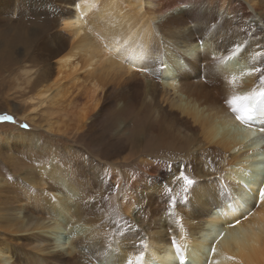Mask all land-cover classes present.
I'll return each mask as SVG.
<instances>
[{
	"label": "bare ground",
	"instance_id": "1",
	"mask_svg": "<svg viewBox=\"0 0 264 264\" xmlns=\"http://www.w3.org/2000/svg\"><path fill=\"white\" fill-rule=\"evenodd\" d=\"M58 2L48 39L39 41L35 29L27 45L39 64L47 56L55 66L35 83L41 70H22L24 82L58 113L52 134L74 133L77 142L96 130L107 139L105 158L127 184L118 218L129 221L135 209L134 222L146 225L98 223L95 212L106 222L116 214L92 191L107 188L103 163L89 157L86 175L72 162L43 157L33 162L36 175L8 187L0 177V264H137L141 252L139 264H264V166L257 169L264 165V106L245 124L230 104L261 86L251 70L264 69V0ZM32 10L0 0V21L9 11ZM64 75L72 76L69 87ZM127 149L135 164L130 181L119 167ZM178 163L196 182L187 195L172 187V205L164 206L157 183H179Z\"/></svg>",
	"mask_w": 264,
	"mask_h": 264
},
{
	"label": "rangeland",
	"instance_id": "2",
	"mask_svg": "<svg viewBox=\"0 0 264 264\" xmlns=\"http://www.w3.org/2000/svg\"><path fill=\"white\" fill-rule=\"evenodd\" d=\"M58 1L59 0H33L31 4H28L29 1L27 0H12L13 5H17L21 8L30 6L34 8V10H32L31 13L24 11L25 13L23 14L17 13L16 11L15 13L9 11V15L7 16L8 19L0 21V115L8 114L14 117V122H0V177L6 180V185L8 187L12 180L26 178V174L28 173L36 175L37 167H35L33 162L43 157H49L59 162H72L75 166H81L82 172L88 175L92 173V170L90 167L88 168V165L84 162H88V158L91 157L98 160L101 164L103 163L102 166L100 165L99 167L103 173V177L105 176L104 186H107L106 189L101 187L93 188L92 191L94 196H97L98 199L102 201L103 206H105V204L108 206L109 212L107 214L116 212V214L110 216L107 222L103 220L99 213L95 212L99 220L98 223L100 224V222L103 221L106 226L119 225L123 226V228L133 227L134 231H142L146 222H134L135 209L132 210L130 215H126V217L130 218L129 221L124 222L123 217L118 218L117 208L119 204L122 203V199L119 200L118 197L123 195L119 190L120 187L123 188L127 184H124V182H122V184L119 183L118 178L114 176L115 173L113 172V175L111 171L108 164L109 161L105 158L108 155V152L105 151L107 139L100 140L98 135L100 133H97L96 130L85 133L77 139V142H74V133L52 134L49 128H53V123L59 119L58 113H51L53 109H51L48 100L35 97L37 88H31V84L26 85L24 77L21 74L22 70L40 69L41 73L37 76L38 78L35 76V78H33V83H35L37 79L44 77L48 71L50 72L54 68V60L47 56V63L39 64V61L35 60L33 54H31V49L27 45L31 42L30 39H32L29 37L30 33L35 29L34 32L37 31L39 37L37 34L35 36L38 37L39 41L48 39L49 30H47L46 27L48 21L57 16L53 14V10L61 4V2ZM0 18L3 17L0 16ZM40 37H42V39ZM78 68H80V64ZM75 74L80 80H83L85 77V74L81 71ZM70 78H72V76H70ZM70 78L68 79V76L64 75L62 83L66 84L67 82V86L69 87L70 84H68V80H70ZM22 125H27L28 127L25 128L22 127ZM32 136L35 138V140L32 139L34 142L32 144H36L32 145L33 149L29 150L26 146H29L28 141L30 140L28 139ZM122 141H124V139L115 142L121 144ZM128 144L129 141L125 140V146ZM121 145H123V143ZM180 150H183V147H181ZM165 153L169 154L170 152H164V154ZM129 154V150L127 149L123 153V156H126L128 160L125 165L119 167L121 175L130 181L135 173V164L132 162V159L129 158ZM111 156L113 162H116V160L120 158L114 154ZM160 156H162V154H158V157ZM157 162L158 160H155L154 163L157 164ZM178 164L180 165L176 168L178 169L176 177L177 180L180 181L179 183H174L175 185L171 186L167 179H161L157 183L161 187V195L164 196V200L166 201L164 206L172 205V195L170 196V194H172V187L178 188V193H180V190H184L180 185L182 183L180 172H184L185 170L182 163ZM93 166L95 165H92V168ZM263 166V164L259 163L257 167L258 171L262 169ZM168 167L167 164V170L170 168ZM100 169L98 170L100 171ZM154 171L159 170L155 168ZM122 176L121 178H123ZM111 196L115 197L118 202L115 203L109 200ZM126 199L127 197L124 200ZM94 201L95 200H92L91 202L94 203ZM98 209H102L101 204L98 205ZM17 216L19 217L20 214H17ZM142 219H144L143 216ZM107 232H109V230H105V233ZM94 264L99 263L95 262Z\"/></svg>",
	"mask_w": 264,
	"mask_h": 264
},
{
	"label": "snow or ice",
	"instance_id": "3",
	"mask_svg": "<svg viewBox=\"0 0 264 264\" xmlns=\"http://www.w3.org/2000/svg\"><path fill=\"white\" fill-rule=\"evenodd\" d=\"M238 49L239 45L236 46V50ZM251 71L259 73V79L261 84L259 90H253L246 96H235L230 101L232 111L237 113L235 117L236 120L245 124L250 123L256 116L258 109L264 106V69L256 67ZM233 80H235V77H233ZM240 101H246L247 103L241 105ZM0 122H14V117L8 114H2L0 115ZM22 127L27 128L28 126L22 125ZM180 178L184 181V192L187 195L196 181L185 175L183 171L180 172ZM258 198L260 201H264V187L259 188ZM176 251L177 253L180 252L179 246H177ZM215 251L216 249L213 247V254H215ZM143 256L144 253L141 252L138 256L135 257L137 264H139V261L143 259ZM229 258L231 259V257ZM181 260L183 261V257H181ZM128 264H133V261L129 259Z\"/></svg>",
	"mask_w": 264,
	"mask_h": 264
}]
</instances>
